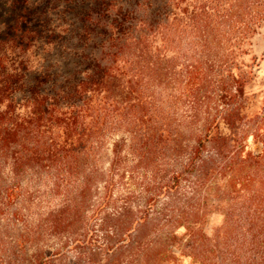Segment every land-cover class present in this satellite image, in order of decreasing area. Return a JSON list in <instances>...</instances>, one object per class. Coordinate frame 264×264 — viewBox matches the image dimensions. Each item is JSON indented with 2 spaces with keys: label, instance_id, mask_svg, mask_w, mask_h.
Returning a JSON list of instances; mask_svg holds the SVG:
<instances>
[{
  "label": "trees",
  "instance_id": "obj_1",
  "mask_svg": "<svg viewBox=\"0 0 264 264\" xmlns=\"http://www.w3.org/2000/svg\"><path fill=\"white\" fill-rule=\"evenodd\" d=\"M120 1L82 20L114 50L96 71L53 79L32 53L0 72V264H264V101L245 61L264 0ZM26 6L14 44L60 35ZM171 62L229 75L204 94L197 73L180 114L164 95Z\"/></svg>",
  "mask_w": 264,
  "mask_h": 264
},
{
  "label": "rangeland",
  "instance_id": "obj_2",
  "mask_svg": "<svg viewBox=\"0 0 264 264\" xmlns=\"http://www.w3.org/2000/svg\"><path fill=\"white\" fill-rule=\"evenodd\" d=\"M1 1L5 2L7 0ZM25 2L28 4L26 7H39L38 10L36 8V13L30 14L45 12L47 18L45 21H47L46 24L48 26H60L63 29L60 35H50L52 37H50L48 44L46 43L47 45L36 44L34 41L36 33L34 32L30 33V37L32 38L33 36V39L29 41L30 50L21 49L20 43L14 44L12 42L14 35L10 31L20 18V15L24 13L23 6ZM99 3V0H10V8H1L0 6V72H24L25 67H27V56L32 53L40 60L39 63H33L32 66H41L42 62L44 64L45 61L44 69L49 70V74L53 79H64L63 81H67L77 72L83 73L88 70L92 72L94 69L96 71L97 62L103 61L105 58L107 60L114 58L112 56L114 50L110 52L108 48V38H103V35L97 31L87 38L81 33L85 29V24L82 21L85 14L91 6L97 8ZM117 4L122 8H128L130 5L127 0H121ZM13 6L15 9H12ZM40 14L36 15L35 25L28 20L25 24H31V26L36 27L39 26V23H44V19L42 21L39 19ZM68 30H70V33H68ZM82 58H86V60H82ZM245 61L255 71V77L247 88L248 95H256L263 102L264 26L260 28L250 41L248 56H246ZM179 63H181V60H177L176 64ZM171 67V72H166L168 80L165 83L164 95L169 105L178 110L180 114L192 106V99L189 96L191 94L190 91L195 87L194 83L196 82L197 73L201 75L199 87H205L204 94L207 91L212 93L222 76L229 75V72H178L179 68L175 63L172 65V62ZM120 136L119 132L110 131L105 148L104 163L108 162L112 145L114 141L119 140ZM249 143H253L251 138ZM256 150L259 152L260 147L256 148ZM223 222L224 217L221 213H211L202 228L211 236Z\"/></svg>",
  "mask_w": 264,
  "mask_h": 264
}]
</instances>
